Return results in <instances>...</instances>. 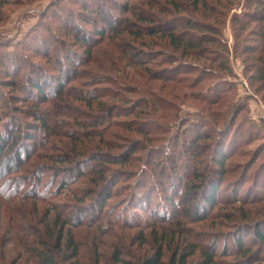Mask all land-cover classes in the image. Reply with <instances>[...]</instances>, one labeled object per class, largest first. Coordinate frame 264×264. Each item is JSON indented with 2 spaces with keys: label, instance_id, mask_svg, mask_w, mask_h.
I'll list each match as a JSON object with an SVG mask.
<instances>
[{
  "label": "trees",
  "instance_id": "trees-1",
  "mask_svg": "<svg viewBox=\"0 0 264 264\" xmlns=\"http://www.w3.org/2000/svg\"><path fill=\"white\" fill-rule=\"evenodd\" d=\"M8 1L10 0H0V6L5 5ZM131 1L127 0L123 5L114 3L111 13L99 11L98 17L102 23H106L107 28H96L94 35L101 40H106L109 33L121 37L127 33L133 39L131 43H139L144 47L148 43L143 40V37L148 36L154 39L149 41L150 44L158 46L157 43L160 41L165 47H172L183 56L197 59V62L198 59H204L206 54H209L212 60L214 58V60L220 59L222 63L226 62L223 54L227 48L225 43L221 42L215 28L208 26L207 23L200 28L197 20L194 21L189 18L190 16H179L177 20L165 19L162 29L160 27L159 29L149 28L160 20L153 14L143 15L137 12L136 6L131 4ZM165 1L174 8L181 9L177 0ZM188 2L194 10L198 9L196 7H206L207 5V0H188ZM244 8L249 16H257L255 21L260 20V26L263 28L264 0H247ZM114 11L119 13V17L114 15ZM234 18L239 19V16L236 15ZM79 19L85 20L84 17ZM131 19L140 24L135 28L136 30L131 27L133 25ZM51 24V21L43 24L44 28L47 27L49 33L47 38L50 39V44L56 40ZM88 24H94V21L91 20L87 22ZM73 26L78 29H76V36L79 45L81 44V57L76 51H66V63L56 62L57 68L53 65V70H57V73L48 72L52 68L50 64L37 67L35 71L38 73L31 72L27 77V88H22L20 81L10 79V72L6 70L4 73L9 79L0 80L3 88H12L13 86L19 90V94L29 96L30 103L36 107L31 117L38 123L31 124L24 120L27 118L15 117L16 113L28 115L24 114L25 112L15 104L17 101L24 104L25 98L20 99V96L13 98L10 94L7 96L5 92H0V206L10 211L14 218L23 217L17 204L19 201L49 203L57 199L61 191L72 189L70 186L73 187V183L76 181L81 185V190L72 189V197L68 199L69 204L61 202L59 206L54 207L57 214L53 219L57 223L61 222L58 234H55L52 225H47L48 236L55 239L54 244L57 252H61L63 255L59 257L52 252L36 250L35 256L38 262L41 264H79L82 241L76 237V232L73 231L77 227L93 230V235L89 234V244H91L94 264H191V260L195 257H198L199 261L192 264H264V220L251 219L250 207L244 212L234 210L236 214L233 213V218L245 222L238 224L232 230L231 235L224 238L222 242L221 240L217 241L218 238L213 240L216 236L205 234L199 226L197 227L202 221H210V223L216 221L226 204L234 203L235 205L239 200L244 209L246 206H253L258 204V201L264 200L263 196L259 197L257 194L251 195V198L246 194L239 199V190L237 189L232 190L231 194L223 192L224 188L222 189L221 186L224 185L225 166L228 160L227 147L234 143L233 139L218 142L217 148L213 153L209 152L206 159L203 156L204 149L198 143L202 140L208 141L211 136H208L205 130L196 132L194 128L188 137L185 136L186 134H181L176 138L169 136L164 143L162 134L149 136V139H160V150L155 149L156 146L148 147L146 143L147 147L142 143L132 145L129 142L116 155L107 156L103 153L93 152L101 145L102 139L111 134L110 128L118 126V121L112 120V117L124 116L127 118L129 115L142 117L151 111V102L145 97L139 98L136 110L126 108L119 110L116 105L118 102L128 103L129 98L123 95L125 92H138L132 86L139 85L138 77L142 74L136 68L142 64L135 61L143 63L145 59L142 58L141 62L138 57L144 53L136 50L134 51L135 56H138L134 58V61L132 60L135 63L134 70H129L130 65L125 71L121 70L120 66V69H114L121 75L122 83L121 81L118 83V80H115L113 76H100L98 71L101 69V65H98V70L89 69V72L80 74V67L92 64L93 48L96 43L94 45L89 43L87 46L91 36L87 33H79L81 29H79L78 22H75ZM181 29L183 31L179 32ZM39 39L45 45L46 39L41 36ZM67 48L66 46L65 49ZM46 54L50 55V53ZM80 58L83 61L77 67L75 63ZM114 61L113 59L112 62ZM186 65L189 67V64ZM182 67H174L167 71L172 74V78L176 79L175 72ZM168 73L163 72L162 76L160 74L153 75L148 80L149 85L151 81L167 79L165 75ZM151 74L154 73L151 72ZM262 75L264 79V73ZM85 77L87 78L85 79ZM80 79H82V83L94 81L108 87L111 86L114 90L103 88L102 91L97 90L93 93L67 86L68 83L77 82ZM52 89L55 90L54 93L51 92ZM47 91L51 92L50 95L46 94ZM11 98L15 101V105L11 103ZM106 98L114 101L113 104L101 102ZM160 100L154 96L153 105H157ZM74 101L80 102L84 107L76 108V105L72 107V104L70 106V102ZM48 104H51L52 108L44 110L42 113L44 116H36L35 113L39 111L38 107ZM93 106H96L99 111L107 112L111 108L113 110L109 116L102 119L100 116H103L104 113L85 114L81 116L84 119L79 117L85 107L92 109ZM13 110L15 114H13ZM49 110L50 113L47 115ZM144 110L149 111L144 113L142 112ZM55 114L68 119L52 123L50 121L55 117ZM151 121L152 123L146 122V124L140 122L139 126H136L141 134L146 136L160 132L162 128L159 127V123H156L154 118ZM28 126H31L32 129L27 130ZM38 129L43 132L40 139L34 138L31 134ZM25 133L29 134L25 135ZM21 138L24 139L21 140ZM60 138L67 139L66 142H63L62 149L68 151L69 154L64 153L60 156L52 154L56 148V141H59ZM27 141H31L30 143L33 144L31 150L27 149ZM108 142L111 148L110 140ZM209 145L212 144L209 143ZM21 149L23 150L21 151ZM37 150H42V153H37ZM46 150L50 153L45 152ZM39 158L55 161L57 169L55 175L51 177L54 183L58 179L62 183L57 182L55 186V184L44 181V172L38 167ZM10 159H14V167L8 166ZM109 165H116L118 168L113 170ZM58 166L62 169H59ZM70 177L72 180H69ZM155 190L164 194V204L162 201L159 204L151 202ZM126 191H128L127 194H125ZM166 191L167 196H165ZM122 202L123 204H121ZM131 208L133 210L129 215L138 217L136 221L130 220L131 218L127 219L124 215ZM141 213L150 216L152 221L149 222L146 217H141ZM89 216L90 218H88ZM188 224L195 225L198 230L194 226L187 227ZM23 227L16 224V228L20 232L27 231V233L19 235L21 238L24 237L22 240H25L28 238V232L29 234L31 232L29 226L28 229ZM131 228L142 229L136 239L133 235L119 236L113 242H106L110 253L106 254L101 251L100 245L105 243L103 240L105 237L113 236L115 230ZM144 230L149 232L146 234ZM164 231L168 234L163 233ZM176 236L181 238L182 244L177 246L178 243H175L176 250L171 252L170 242L174 241ZM125 240H129L131 243L135 242L141 254L130 253L125 248ZM41 243L49 246V243L43 240ZM220 245L221 251L219 252ZM167 249L171 253L169 256L166 255L165 250ZM69 252L70 254H68ZM64 257H66L65 262H63Z\"/></svg>",
  "mask_w": 264,
  "mask_h": 264
},
{
  "label": "rangeland",
  "instance_id": "rangeland-1",
  "mask_svg": "<svg viewBox=\"0 0 264 264\" xmlns=\"http://www.w3.org/2000/svg\"><path fill=\"white\" fill-rule=\"evenodd\" d=\"M88 1L90 2L88 3ZM126 2L127 0L8 1L5 5L0 6V80L9 79L4 73V70H6L10 72V79L20 81L22 88H27V77L31 72L38 73L35 71L37 67L50 64L52 68L48 72L57 73V70H53V65L57 68L56 62L59 64L66 63V51H76L81 57V44L79 45L76 36L78 29L76 28V30L73 26L75 22H78L80 25L79 29H81L79 33H87L91 36L87 46L89 43H92V45L96 43L93 48L94 60L92 59V64L89 63L85 67H80V74L89 72V69L98 70V65H101L102 67L98 71L100 76H113L115 80H118V83L120 81L122 83L121 75L114 71V69H120V66L121 70L125 71L130 65L129 70H134L135 63L133 61L138 56H135L136 53L134 51L140 50V53L143 52L144 54L142 56L139 55L141 57H138V59L141 62L145 59V63L144 61L143 63L135 61L138 64H142V66L136 68L142 75L138 77L140 80L138 82L139 85L132 86L138 92L128 91L129 94L125 92L123 95L129 98L128 103L118 102L116 105L119 110L125 108L136 110L139 98L145 97L146 100L151 102L152 106L151 111H142L144 113L149 111L147 115H143L142 117L140 115L135 117L129 115L127 118L124 116L118 118L117 116L112 117V120L118 121V126L110 128L111 134L102 139L101 145L94 149L93 152L103 153L107 156L116 155L129 142L132 145L137 143L145 145L146 143L148 147L156 146L155 149H159L160 139H149L158 133L159 135H164L162 137L164 143L165 139L169 136L176 138L181 134H186L185 136L188 137L193 128L196 129V132L205 130L211 138L208 141L202 140L198 143L204 149V159H206L209 152H214V149L219 144L218 142L229 139L234 140V143L227 147L228 160L225 166L224 185L221 186L222 189L224 188L223 192L231 194L232 190L237 189L239 190V199L246 194L249 198L255 194L259 197L260 195L264 197V79L262 75L264 73V27L261 28L260 20L255 21L257 20V16L252 17L247 13V10L244 8L247 0H207L206 7L199 6L195 10L188 0H177L181 9L174 8L172 5L166 3L165 0L131 1V4L136 6L137 12L143 15L153 14L160 20L149 28L159 29L160 27L162 29L165 19L177 20L179 16H190L189 18H192L194 21L197 20L200 28L205 23L215 28L214 30L220 36L221 42L225 43L227 48L223 54L226 59L225 63H222L220 59H210L211 56L209 54H206L204 59H198L197 62V59L183 56L182 53H179V51L172 47H165L160 41L157 43L158 46L153 43L150 44L151 42L149 41L154 39L148 36L143 37V40H146V43H148L146 47L139 43H131L133 39L127 33L123 34L124 37L109 33L106 40H101L95 36L94 31L96 28H107L106 23H102L98 17L100 15L99 11L110 12L114 3L123 5ZM114 15L118 16L119 13L114 11ZM236 15L239 16V19L234 18ZM80 17H84L85 20L79 19ZM91 20L94 21V24L87 25V22ZM47 21H51V26L54 28V35L56 36L55 42L51 44L49 43L50 39L47 38L49 37L47 27L44 28L43 26ZM131 21L133 24L131 27H134L133 30L140 25L134 19H131ZM180 31L183 30L181 29ZM39 36L46 39L45 45L41 43L42 41H40ZM66 46L68 47L67 49H65ZM46 53H50V55ZM113 59L115 60L114 62H112ZM206 59H210L211 61H207ZM82 61L81 58L76 61L77 67L80 66L79 64ZM186 64H189V67ZM190 64H196L197 66ZM224 64L227 65L225 66ZM178 66L183 67L175 72L174 76L176 79H174L172 78V74L168 73L167 70ZM151 72L154 74H151ZM163 72L168 73L164 74L167 76V79L163 78L160 81H151L149 85V78L156 74L162 76ZM81 80L70 82L67 86L73 89L81 88L93 93L97 90L102 91L103 88L114 90L111 86L108 87L102 83L94 81L82 83ZM54 91V89L51 90L53 93ZM0 92H5L7 96L11 95L13 98H19V96L20 99L25 98L26 102L24 104L20 101L15 103L12 98L10 99L13 105L16 104L21 111L25 112L24 114H28L24 116L16 113L15 117L20 119L27 118L24 120L31 124L37 122L31 117L36 107L30 103L28 95L19 94V90L13 86L12 88H3L1 83ZM51 92L47 91L46 94L50 95ZM154 96L161 99L157 105H153L152 100ZM101 102L111 105L114 101L106 98L102 99ZM71 104L72 107L76 105V108L83 106V104L77 101L70 102L69 105L71 106ZM93 107L92 109L85 107L84 112L80 113L79 117L84 119L81 116L85 114L98 115V113H104L103 116H100L102 119L107 115L109 116L112 112L111 110H113L111 108L107 112L99 111L96 106ZM50 108H52L51 104L42 105V107H38L39 111L35 114L38 117L44 116L42 114L44 110ZM49 113L50 110L47 115ZM13 114H15L14 110ZM153 118L156 123H159V127L162 128L160 132L146 136L141 134L136 126H139L140 122H143V124H146V122L152 123L151 120ZM47 119L49 120V118ZM64 119L68 118L55 114V117L50 122L55 123ZM131 127L134 129H130ZM26 128L27 130L32 129L31 126ZM42 133L38 129L35 133L31 134H33L34 138L40 139ZM23 139L21 138V140ZM66 140L65 138L57 140L56 148L52 151V154L55 153L58 156L64 153L69 154L68 151L62 149L63 142H66ZM109 140L112 144L111 148L109 147ZM30 142L27 141L26 144L28 150H31L33 146ZM209 143L212 145H209ZM224 146L226 147L227 145ZM145 147L147 146L145 145ZM38 152L41 154L42 150H37ZM45 152L50 153L48 150ZM39 159L38 162L40 163L38 167L44 172V181L56 186L60 179L54 183L51 176L55 175L57 164L55 161L49 159ZM8 166H15L14 159L9 160ZM109 167L113 170L118 168L116 165H109ZM58 168L62 169L60 166ZM69 180H72V177ZM73 184V187L70 186V188L81 190L80 183L76 181ZM72 189L61 191L57 199L49 203L28 200L19 201L17 204L19 210L21 209L23 217L14 218L10 211L0 206V264H41L35 256L36 250L52 252L56 256L59 255V257L63 255V253L57 252L54 244L55 239L48 236L47 225H52L55 234H58V227L60 228L61 222L57 223L53 219L57 214L54 207L59 206L61 202L66 203V205L69 204L68 199L72 197ZM127 193L128 191L125 192V194ZM167 195L166 191L165 196ZM164 198L163 193L155 190L151 202L159 204L162 201L164 204ZM241 205L239 200L236 201L235 205L234 203L232 205L226 204L216 221H212L211 223L210 221H202L197 227L199 226L205 234L216 236L213 240L218 238L217 241L221 240L222 242L224 238H228L231 235L232 230L238 224L240 225V223L245 222L244 220L233 218V213L236 214L234 210L244 212V210L250 207L249 211L252 212L251 219L264 220V200L258 201V204L253 206H246L244 209ZM132 210V208L128 209L124 215L127 219L131 218L130 220L136 221L138 217L129 215ZM141 217H146L149 222L152 221L151 217L146 214L141 213ZM16 224L24 226L23 228L25 229H28L29 226L31 234L33 231L36 232H33V237L28 232V238L22 240L24 237L21 238L20 236L27 233V231L20 232L17 230ZM192 226L197 229L195 225H187L190 228ZM73 231L76 232V237L82 241V244H80L79 264H94L91 244H89V234L93 235V230L75 227ZM141 232L142 229L140 228L115 230L113 236L103 239L105 243L100 245L101 251L106 254L111 252L107 248V241L113 242L123 235L127 237L133 235L136 239ZM148 232L144 230V233L147 234ZM163 233L168 234L166 231ZM41 240L48 242L49 246L42 244ZM38 242L40 243L38 244ZM125 242V248L130 253L133 255H136V253L141 254L135 242L131 243L129 240H125ZM175 243H178L177 246H181V238L176 236L174 241L170 242L169 248H172L170 249L171 252L176 250L177 246H175ZM170 250H165L167 256L171 254ZM218 251H221V245ZM65 258L63 262H65ZM198 261L199 258L195 257L191 260V264Z\"/></svg>",
  "mask_w": 264,
  "mask_h": 264
}]
</instances>
